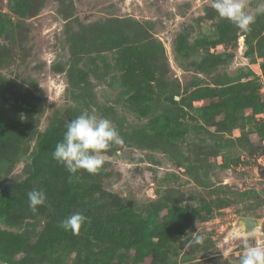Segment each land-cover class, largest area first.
<instances>
[{"label": "rangeland", "instance_id": "1", "mask_svg": "<svg viewBox=\"0 0 264 264\" xmlns=\"http://www.w3.org/2000/svg\"><path fill=\"white\" fill-rule=\"evenodd\" d=\"M0 108V264H237L239 218L264 215V15L243 31L211 0H0ZM84 110L123 143L70 197L57 162L32 175ZM25 182L51 198L8 212ZM75 212L86 222L61 232ZM106 218L132 247L94 236Z\"/></svg>", "mask_w": 264, "mask_h": 264}, {"label": "clouds", "instance_id": "2", "mask_svg": "<svg viewBox=\"0 0 264 264\" xmlns=\"http://www.w3.org/2000/svg\"><path fill=\"white\" fill-rule=\"evenodd\" d=\"M211 7L220 18L231 21L243 31L250 30L258 15H264V0L254 12L247 10L246 0H211ZM122 143V137L109 119L84 110L66 122L63 138L56 144L52 157L69 173L68 182L72 183L78 179L77 174L81 170L89 174L97 173L104 163L101 153L111 145ZM46 203L47 195L43 190L28 192V207L33 213ZM86 220L83 212H75L63 219L59 226L77 234ZM203 239L202 235H193L187 247L201 244ZM241 239L242 251L237 264H264V240L258 238V233L249 230Z\"/></svg>", "mask_w": 264, "mask_h": 264}, {"label": "trees", "instance_id": "3", "mask_svg": "<svg viewBox=\"0 0 264 264\" xmlns=\"http://www.w3.org/2000/svg\"><path fill=\"white\" fill-rule=\"evenodd\" d=\"M5 113L6 112H4V111L2 112V110H0V131L1 132H4L6 130L7 118L5 119V117H6ZM40 151L41 152H39L37 154L38 155L37 163L35 164V167L33 170V175H32V180L34 182L42 179L41 177L43 176L44 171H45V166H44L45 164H48L49 162H56L53 159L52 154L49 153L50 152L49 150H45L42 148ZM64 176H65V178H67L69 176V173L63 167V176H61V177H64ZM56 177H57V175L54 177V179ZM49 182H54V180L53 179L49 180ZM73 182L67 183L68 189L66 190V192L68 194H70V195H68L70 197H72V195L75 194L74 193V190H75L74 185H71V184H73ZM25 184H27V185L20 187L18 189V191H14V193L10 192V193L4 195L3 200H2V206L4 209L10 210L8 212H17L18 209H21V212L27 211V208L25 207V205H26V202L28 201V196H26L25 193H28L29 191H31L32 187H31L30 183L25 182ZM48 188L52 189V186L50 185ZM109 195H110L109 197L111 198L110 206L114 207V209H116V210L121 209V206H122L121 199L114 196L112 193H109ZM47 198H51V197L47 195ZM105 209H106V206H105ZM105 213H107V212H105ZM113 213H115V211ZM107 215L109 216L108 218L111 222L115 221L114 217L116 215L109 214V213H107ZM121 215L123 218L126 217L125 213H122ZM89 225H90V228L94 231V232H92L94 234V236H96L98 238H100V237L102 238L103 236H105L104 238H106V240L113 241L116 244H122V245L128 246V247H132V245H133L132 237L127 236V235L123 234L121 231H119L118 228H120L121 226L115 227V226L108 224L107 218L105 219L104 222L93 221V222H90ZM59 230L64 233V229L61 228L60 226H59ZM142 250H144V249H142Z\"/></svg>", "mask_w": 264, "mask_h": 264}, {"label": "water", "instance_id": "4", "mask_svg": "<svg viewBox=\"0 0 264 264\" xmlns=\"http://www.w3.org/2000/svg\"><path fill=\"white\" fill-rule=\"evenodd\" d=\"M239 220L243 222V226H244L243 231L244 232H248L249 230L254 231L260 225L259 218H257V217L241 216L239 218Z\"/></svg>", "mask_w": 264, "mask_h": 264}, {"label": "built area", "instance_id": "5", "mask_svg": "<svg viewBox=\"0 0 264 264\" xmlns=\"http://www.w3.org/2000/svg\"><path fill=\"white\" fill-rule=\"evenodd\" d=\"M260 221V227L264 226V215L259 218ZM261 240H264V238H261Z\"/></svg>", "mask_w": 264, "mask_h": 264}]
</instances>
